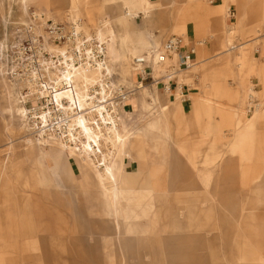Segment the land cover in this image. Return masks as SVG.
Returning <instances> with one entry per match:
<instances>
[{
    "label": "rangeland",
    "instance_id": "rangeland-1",
    "mask_svg": "<svg viewBox=\"0 0 264 264\" xmlns=\"http://www.w3.org/2000/svg\"><path fill=\"white\" fill-rule=\"evenodd\" d=\"M34 16L80 19L97 42L106 33V64L65 55L43 80L48 103L26 107L25 84L5 67ZM173 34L197 50L177 76L185 108L178 91L138 89L133 71L134 56ZM120 86L138 90L119 103ZM81 115L94 151L66 132ZM128 170L151 196L131 205L119 235L101 192L116 200ZM0 264H264V0H0Z\"/></svg>",
    "mask_w": 264,
    "mask_h": 264
},
{
    "label": "built area",
    "instance_id": "built-area-1",
    "mask_svg": "<svg viewBox=\"0 0 264 264\" xmlns=\"http://www.w3.org/2000/svg\"><path fill=\"white\" fill-rule=\"evenodd\" d=\"M36 18L17 30L5 67V75L10 80L26 85L17 88V97L26 107L28 104L32 105L34 101L44 100V103H48L47 97H40L37 89L42 88L43 80H48L47 69H54V65H59L66 59L65 55L68 56L69 63L75 66L106 64L104 45L78 28L82 22L80 19L66 23ZM51 47L64 48V54L61 52L56 55ZM196 53V47L185 43L183 36L171 35L161 45L133 58L132 63L138 72V86L150 80L152 85H157L165 93L170 94V97L176 98L173 91L181 85L177 76L195 65ZM28 83L34 86L33 92L27 86ZM188 88V84H182L180 87L182 104L190 101ZM136 90L137 87L130 89L120 86L115 92L116 99L119 103L128 101L130 94ZM250 100L255 102L253 95L250 96Z\"/></svg>",
    "mask_w": 264,
    "mask_h": 264
},
{
    "label": "bare ground",
    "instance_id": "bare-ground-1",
    "mask_svg": "<svg viewBox=\"0 0 264 264\" xmlns=\"http://www.w3.org/2000/svg\"><path fill=\"white\" fill-rule=\"evenodd\" d=\"M35 14V13H34ZM78 20V19H77ZM77 20H74V22H76ZM78 28L79 29H82V30H84V32H86V34L90 37H92L93 39H94V37L92 36V35H90L89 33H93V29L91 28L90 29V27L88 28L86 25H85V23L84 22H81V23H79V25H78ZM228 31L230 32V33H234V32H231V29H234L235 28V25H234V27H229V25H228ZM86 29V30H85ZM112 33V32H111ZM106 34V33H105ZM105 34L104 33H100L99 34V36H98V41H100L101 43H105V39H106V36H105ZM95 40V39H94ZM96 41V40H95ZM97 42V41H96ZM239 46V44H235V45H231L230 46V51H232V52H234L235 50H236V53H240L239 51H238V47ZM51 49H52V51H54V53L57 55V54H59V53H61L60 51H59V49H64V48H59V47H51ZM147 52H149V51H147ZM143 54V53H142ZM142 54H138V55H136V56H134V58L135 57H138V56H140V55H142ZM133 58V57H132ZM61 63V62H60ZM54 65V64H53ZM69 65V64H68ZM103 64H99V66H102ZM54 66H60V64L59 65H54ZM54 66H53V68H54ZM49 70H51V69H47V76H48V73H49ZM74 71H75V69H72V70H68L67 68H66V70H65V72H66V75L65 76H67V78L68 79H70L71 80V75L74 73ZM133 71H135L136 73H138L137 71H136V69H133ZM81 74V73H80ZM83 75V74H82ZM87 75V74H86ZM78 76V75H77ZM86 78H87V76H86ZM81 79V78H80ZM74 80H75V78H74ZM87 81V80H86ZM180 81V80H179ZM44 82V81H43ZM183 84H187V83H183ZM26 86V85H25ZM27 86H29L31 89H32V92H33V90H34V86L33 85H31L30 83H28L27 84ZM45 86L46 87H48L49 88V85L47 84L46 85V83H45ZM145 86L144 85H140L139 84V86H138V89L139 88H144ZM44 87H43V85H42V88L41 89H37V92H38V95L40 96V97H46L45 95H44ZM60 91H61V87H58V88H51L50 90H49V94H50V96L51 97H53L54 99H56V100H58V98H59V95H60ZM176 91H178V92H180L181 93V91L179 90V88L176 90ZM63 93H65L66 95H68V97H69V101L71 102V105L74 107V109L76 108H79L80 107V104H79V102H78V96H77V94L75 93V89H74V86L73 85H71L69 82L67 83V89H66V91H64ZM251 96V94L249 95V97ZM82 97V96H81ZM48 98V97H47ZM178 99L179 100H181L182 101V95L180 94L179 95V97H178ZM36 102V101H35ZM58 102H60V101H58ZM57 102V103H58ZM59 104V103H58ZM57 105V104H56ZM256 108L257 107H259V104H256V106H255ZM98 112L102 115V117L103 118H105V113L106 114H108V115H110V113L108 112V110H106L105 109V107L104 106H102V108H101V110L99 109L98 110ZM48 114V113H47ZM42 116V115H41ZM49 122H50V119L49 118H47L46 117V115H43V117H42V120H41V122H40V124H42L43 125V127L45 126H49ZM76 125H77V132L76 133H73L72 132V130L71 129H69V128H67V131L66 132H69V134H70V136H71V140H74L75 142H77V140H76V138L78 139L79 138V140L81 141L82 140V138H81V136L80 135H83V136H85L88 140L86 141V142H82V145H86L88 148H91V151H94L95 150V147H97L98 146V144H97V142H98V138L94 135L93 136V133H91V130L86 126V123H85V119L83 118V116L81 115V116H79L78 118H77V120H76ZM75 138V139H74ZM88 152H90L89 150H88ZM106 167V166H105ZM102 169H104V167H102ZM106 173H108L107 172V170H106Z\"/></svg>",
    "mask_w": 264,
    "mask_h": 264
},
{
    "label": "crops",
    "instance_id": "crops-1",
    "mask_svg": "<svg viewBox=\"0 0 264 264\" xmlns=\"http://www.w3.org/2000/svg\"><path fill=\"white\" fill-rule=\"evenodd\" d=\"M227 32L228 29H226ZM190 42L194 41L193 37H190ZM228 40H226L227 42ZM220 52V51H219ZM219 54V53H217ZM197 59V53L195 55V60ZM240 64V63H239ZM208 104H210V100H208V98L206 99ZM186 106V103L184 104V108ZM234 131H237V127ZM57 168L60 169H64V165H59L56 164ZM69 166V165H68ZM131 170H128L126 175H125V182L122 183V186L119 189V193H118V197L116 198V200H112L111 196L108 192L102 190V195L104 196L105 199V205L103 206V209L106 211V213L111 214V220L113 221V225H115V229L117 230L118 234L121 235L122 233V227L124 224H122L123 218L125 219V215L128 214L130 212V207L131 205L134 203L139 204V206L145 205L144 203V199L147 197V195L151 196V194L147 193V192H141V190L136 188V185L138 184V179L134 178L131 175ZM174 218H173V222L176 223L179 219L178 217V213L174 212L173 214ZM139 225V224H138ZM177 228H179L177 226ZM130 231H133V229L130 227L129 228ZM137 229H134V231ZM141 233H143V231H147V229H143V230H137Z\"/></svg>",
    "mask_w": 264,
    "mask_h": 264
}]
</instances>
